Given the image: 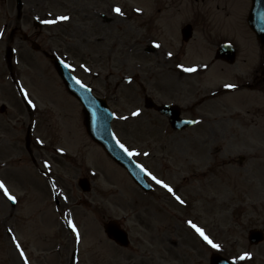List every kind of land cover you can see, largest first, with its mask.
<instances>
[{
    "label": "rangeland",
    "instance_id": "obj_1",
    "mask_svg": "<svg viewBox=\"0 0 264 264\" xmlns=\"http://www.w3.org/2000/svg\"><path fill=\"white\" fill-rule=\"evenodd\" d=\"M21 1L18 10L15 0H0V164L9 165L0 168V181L16 198L11 205L0 190V264H206L215 248L189 220L229 254L264 256V241L247 242L250 228H264V46L246 28L241 0ZM33 18L56 23L34 27ZM192 20L193 37L184 42L179 30ZM218 41L235 45L234 64L214 59ZM7 45L15 50L9 64ZM47 54L66 60L107 101L118 140L184 204L151 177L153 189L144 193L88 137L81 106ZM195 65L204 71L178 72ZM107 72L123 83L107 80ZM215 90L200 108L199 96ZM146 97L180 104L197 124L172 131L144 107ZM229 157L239 170L225 166ZM79 176L89 179L90 191L80 190ZM110 219L128 231V248L106 238L102 225Z\"/></svg>",
    "mask_w": 264,
    "mask_h": 264
},
{
    "label": "water",
    "instance_id": "obj_2",
    "mask_svg": "<svg viewBox=\"0 0 264 264\" xmlns=\"http://www.w3.org/2000/svg\"><path fill=\"white\" fill-rule=\"evenodd\" d=\"M20 5V2H18L19 7ZM259 21V14L250 15L249 22L256 31L257 37L264 40V22H261L260 24ZM218 55L229 62H232L234 59L233 50H228L224 47H221L218 50ZM7 57H10V49L7 51ZM55 67L60 76L63 78L70 92L77 96L83 104L84 111L86 113L85 125L90 135L97 142H100L104 149L129 171L134 180L140 184L142 188L147 190L148 186L143 180L141 168L132 160L130 156L124 152L122 148H120L112 136L109 125L111 116L104 102L101 99L92 96L89 89L76 82V80L70 75L67 66L62 64L60 61H55ZM151 105L152 104L149 101L148 106ZM157 109L170 117V122L173 123L172 125L174 128H182L191 124V121L178 118V110L173 109L168 105H163ZM80 184L84 189H88V186H86L87 184L84 180L80 181ZM104 227L108 236L112 237L116 242L123 245L127 244L126 234L119 228L117 223L109 221ZM254 234L253 236H255V240L261 238L258 233L254 232Z\"/></svg>",
    "mask_w": 264,
    "mask_h": 264
},
{
    "label": "snow or ice",
    "instance_id": "obj_3",
    "mask_svg": "<svg viewBox=\"0 0 264 264\" xmlns=\"http://www.w3.org/2000/svg\"><path fill=\"white\" fill-rule=\"evenodd\" d=\"M113 11L119 15H123V12L121 11V8L120 7H115L113 9ZM137 11H140L139 9H137ZM69 19V17L67 16H60V17H57V20H67ZM44 23H47V24H54L56 23V20H48V21H43ZM156 47H159V45H155ZM169 56L172 55V53H168ZM185 71H188V72H192V71H195L196 69L194 68H185L184 69ZM79 83V81H77ZM224 87L226 88H234L235 85L233 84H226L224 85ZM29 103H31V101H29ZM133 116H137L139 115V112H133L132 113ZM119 143V141H118ZM120 148H122L129 156H132V155H136L137 153L133 152V151H130L129 149H127L125 147L124 144L120 143ZM62 151V150H61ZM145 155H147V153H145ZM141 168V171H144L146 175L150 176L151 179L153 181H155L156 184L160 185L162 188L166 189V191L168 193H171L175 200L178 201L180 204H184L185 201L178 195L175 194L173 188L168 185L167 183H165L163 180H160L158 179L156 176H154L152 173L150 172H147L146 169L143 168V166H139ZM0 190H3V194L11 201L15 202L16 198L12 195L9 194V191L7 189V187L5 186L4 182L3 181H0ZM187 224L189 226V228H191L192 230H194V232L205 242L207 243L208 245H210L212 248H219L220 245L216 244L213 242V240L205 233V230L201 227H199L197 224H195L194 222H192L191 220L187 221ZM68 226L72 229L73 232L77 233V239H79V234H78V231H77V228H76V225L72 222V221H69L68 222ZM21 256L24 255L23 252L20 253ZM251 258V254L250 253H244L243 255H241L240 259L241 260H244V259H250ZM25 264H27V262H25Z\"/></svg>",
    "mask_w": 264,
    "mask_h": 264
},
{
    "label": "bare ground",
    "instance_id": "obj_4",
    "mask_svg": "<svg viewBox=\"0 0 264 264\" xmlns=\"http://www.w3.org/2000/svg\"><path fill=\"white\" fill-rule=\"evenodd\" d=\"M145 41V40H144ZM146 43H150V41L149 42H147L146 41ZM139 51V55L140 56H144L143 54H142V51L141 50H138ZM185 68H189V67H185ZM184 68V69H185ZM183 69V71H184V73H182V72H180V71H178L180 74H188V75H195V74H198L199 73V70H195V71H192V72H188V71H185ZM107 75V80H109V81H111V80H114L115 81V79H111V78H109L110 76H111V73L110 72H107L104 76H106ZM121 80H118V81H115V85H119V84H121ZM123 83V82H122ZM212 92H210V93H208V94H204V95H200L199 96V101H200V108H204V105L206 104V102L208 101V100H210V99H213V97H212ZM208 147H209V150H211L213 153H212V155H214V156H218V154H217V152H218V148H217V146L216 145H214V144H209L208 145ZM221 157H223V155H220V158ZM228 160H229V163L231 162V161H233V158H228ZM241 161H242V159H241ZM237 164H240V162H236ZM227 168H230V169H234L233 167H235L237 170H239L238 169V167L237 166H235L234 165V163L233 162H231V164H226L225 165ZM41 172V171H40Z\"/></svg>",
    "mask_w": 264,
    "mask_h": 264
}]
</instances>
